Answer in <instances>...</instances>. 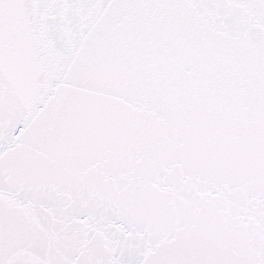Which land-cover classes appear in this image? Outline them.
Instances as JSON below:
<instances>
[{
    "label": "snow or ice",
    "instance_id": "6c2138e0",
    "mask_svg": "<svg viewBox=\"0 0 264 264\" xmlns=\"http://www.w3.org/2000/svg\"><path fill=\"white\" fill-rule=\"evenodd\" d=\"M0 264H264V0H0Z\"/></svg>",
    "mask_w": 264,
    "mask_h": 264
}]
</instances>
